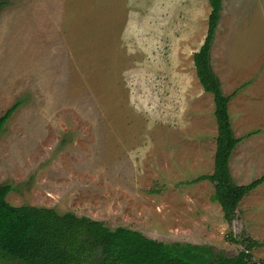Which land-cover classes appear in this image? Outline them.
I'll list each match as a JSON object with an SVG mask.
<instances>
[{
	"label": "rangeland",
	"instance_id": "rangeland-1",
	"mask_svg": "<svg viewBox=\"0 0 264 264\" xmlns=\"http://www.w3.org/2000/svg\"><path fill=\"white\" fill-rule=\"evenodd\" d=\"M3 1L0 117L21 100L0 133L7 202L229 258L242 246L226 237L245 235L264 262V183L230 225L210 199L213 185L191 183L213 172L217 135L212 96L192 62L207 0ZM185 16L189 31L196 22L190 37ZM210 67L224 95L236 91L228 114L242 140L230 173L247 185L264 175V0H222Z\"/></svg>",
	"mask_w": 264,
	"mask_h": 264
},
{
	"label": "trees",
	"instance_id": "trees-1",
	"mask_svg": "<svg viewBox=\"0 0 264 264\" xmlns=\"http://www.w3.org/2000/svg\"><path fill=\"white\" fill-rule=\"evenodd\" d=\"M207 2L210 11L206 34L192 55V62L202 90L212 96L217 135L213 172L191 183L208 181L213 185L214 194L210 199L220 206L224 221L230 225L239 203L264 183V175L247 185L237 186L229 171L231 155L242 140L234 136L228 114V103L236 91L230 96L224 95L210 67V50L222 0ZM7 4V1L0 0V11ZM19 106L21 100L0 117V133ZM257 133L259 131L248 133L246 137ZM12 190L10 184L0 185V264H264L253 260L252 249L259 242L245 235L239 239L226 237L232 244L242 246L236 256L229 258L209 246L165 244L138 231L124 227L109 229L101 221L70 212L58 214L51 208L12 206L6 200ZM98 248L102 257L92 261Z\"/></svg>",
	"mask_w": 264,
	"mask_h": 264
},
{
	"label": "crops",
	"instance_id": "crops-1",
	"mask_svg": "<svg viewBox=\"0 0 264 264\" xmlns=\"http://www.w3.org/2000/svg\"><path fill=\"white\" fill-rule=\"evenodd\" d=\"M179 7V9L180 10H183V9H181V7L180 6H178ZM178 11V10H177ZM201 14H204L203 12H201ZM186 15V14H185ZM207 18H208V16H207ZM196 19V18H195ZM183 21V26L182 27H184V26H186L187 25V23H188V21H187V17L185 16V18H184V20H182ZM185 23V24H184ZM183 29V28H182ZM185 30V33H188V36L190 37L195 31H196V22L195 23H193V29L191 30V31H189L190 29L186 26V29H184ZM203 42V41H202ZM202 44V43H201ZM201 46V45H200ZM196 52V51H195ZM202 88V87H201ZM233 133H234V131H233ZM234 135H235V133H234ZM233 154V153H232ZM232 156V155H231ZM230 160H231V158H230ZM230 168H231V166H230V161H229V171H230ZM231 174V173H230Z\"/></svg>",
	"mask_w": 264,
	"mask_h": 264
}]
</instances>
